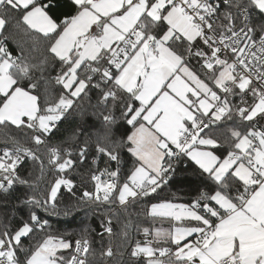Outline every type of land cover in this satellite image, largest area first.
Returning <instances> with one entry per match:
<instances>
[{"label": "snow or ice", "instance_id": "6c2138e0", "mask_svg": "<svg viewBox=\"0 0 264 264\" xmlns=\"http://www.w3.org/2000/svg\"><path fill=\"white\" fill-rule=\"evenodd\" d=\"M68 6L0 0V264H264V0ZM180 164L207 187L157 200Z\"/></svg>", "mask_w": 264, "mask_h": 264}, {"label": "trees", "instance_id": "16d2710c", "mask_svg": "<svg viewBox=\"0 0 264 264\" xmlns=\"http://www.w3.org/2000/svg\"><path fill=\"white\" fill-rule=\"evenodd\" d=\"M44 2H47V0H44ZM55 4L60 5V7H54L50 10V15H52L55 19L60 20L63 18L64 14H70L71 9L68 6V0H54ZM17 40H19V37H17ZM9 47L12 50L17 49V43L15 41H9ZM31 41H29L25 46L27 47L28 44H30ZM35 54V53H34ZM14 129L12 128H0V139H2L5 135L13 134ZM66 135V134H65ZM86 167V166H85ZM99 167H104V162L101 160L99 162ZM84 169L82 168L81 171ZM76 179L77 183L80 184V177L76 176L74 177ZM208 185V182L203 180V178L194 175L193 172V166L185 167V164L178 165V171L174 178V180L170 183V185L164 189L163 192H161L160 197L157 198V200H171L173 199L172 194L175 193L177 199L174 200L176 203H191V200L198 194V190L206 188ZM85 187H91L90 184H85ZM65 200L67 199V194H64ZM157 202V201H152ZM135 211L139 212L140 208L135 209ZM25 215L26 213H22ZM43 218L49 219L51 225H52V231L58 232V233H65V232H71L73 233L72 239H75V234L79 233L82 228L89 227L91 229H95L96 231L92 233V239L94 241V247L99 249L100 244V237L96 235V232L101 231L100 229V221L104 218L103 214L97 213H85V212H79L75 216H69L64 217L63 215L57 217V216H47L42 211L40 213ZM133 223H140L143 226H154V227H163L165 229L168 228V223L166 221L164 222H157L155 225H151L150 221H146V219L143 216L137 217L135 215L132 216ZM113 228L114 231L119 233L121 224L118 223L115 219L113 220ZM132 235H135L136 238H140L135 232L132 233ZM40 238V234L36 237V239ZM27 243V241H25ZM121 240L120 237L117 236L113 241L114 250L119 246ZM105 246H107L108 243V237L105 236L104 238ZM120 257L117 256L115 258H112L109 260L108 264H116V261L119 260ZM125 261L128 260L127 256L123 258Z\"/></svg>", "mask_w": 264, "mask_h": 264}, {"label": "rangeland", "instance_id": "374dc122", "mask_svg": "<svg viewBox=\"0 0 264 264\" xmlns=\"http://www.w3.org/2000/svg\"><path fill=\"white\" fill-rule=\"evenodd\" d=\"M166 223H168V228H170V223H169L168 221H166ZM168 228H167V229H168Z\"/></svg>", "mask_w": 264, "mask_h": 264}]
</instances>
